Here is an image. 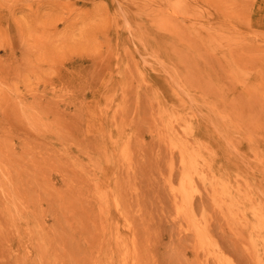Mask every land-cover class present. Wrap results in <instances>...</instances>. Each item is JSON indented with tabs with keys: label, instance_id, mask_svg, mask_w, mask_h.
I'll use <instances>...</instances> for the list:
<instances>
[{
	"label": "rangeland",
	"instance_id": "rangeland-1",
	"mask_svg": "<svg viewBox=\"0 0 264 264\" xmlns=\"http://www.w3.org/2000/svg\"><path fill=\"white\" fill-rule=\"evenodd\" d=\"M0 264H264V0H0Z\"/></svg>",
	"mask_w": 264,
	"mask_h": 264
}]
</instances>
